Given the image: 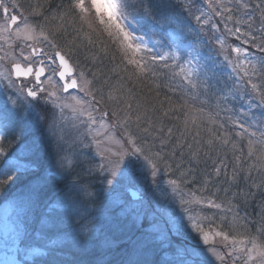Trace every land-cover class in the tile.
Masks as SVG:
<instances>
[{
    "label": "snow or ice",
    "instance_id": "snow-or-ice-1",
    "mask_svg": "<svg viewBox=\"0 0 264 264\" xmlns=\"http://www.w3.org/2000/svg\"><path fill=\"white\" fill-rule=\"evenodd\" d=\"M199 3L200 0H70L64 10L51 18L59 21L53 27L49 23H30L22 12L12 14L21 8L18 0H0V33H6L0 35V129L4 135L13 134L8 148L0 136V201L5 203L0 217V250L15 251V257H0V264H29L25 258L28 254L32 255L31 264H67L57 261L64 247L60 237H70L76 246L86 245L95 233L94 212L100 204L110 202L117 204L120 214L128 219V227L138 233L133 242L137 258L122 264H239L241 260L243 264H264V226L257 229L256 235L247 230L234 232L232 225L240 223V219L233 217L229 223L225 217L219 228L205 230L192 215L180 213L160 223L155 209L114 201L118 184L146 182L149 173L154 194L158 190L157 203L167 197L160 185L166 183L176 192L179 181L164 180L160 173L171 169L167 164L161 167V154L146 151L138 144V138L128 132L133 116L137 128L147 122L148 127L142 131L153 127L149 109L140 111L139 100L134 108L135 94L122 84L119 88L110 87L105 101L102 89L95 87L99 73L73 59L85 47L104 44L106 54L111 48L119 55L129 81L149 75L155 79L159 67L170 71L174 78L179 77L193 98L203 96L210 101L215 97L218 105H238L224 111L237 117L232 124L240 129L238 136L249 137V159L255 156L256 167L264 169V148L257 147L264 145V37L258 42L256 36L239 27L246 24L251 29L252 16L248 20L236 19L233 29L228 27L233 22L232 8L225 6L223 0H203L214 16L224 20L230 36L244 37L242 45L251 44L261 54L229 45L225 37H218L217 55L231 68L228 78L222 81L215 64L210 66L202 59L199 37L188 40L196 31L192 20L200 31L209 25L219 31L212 16L197 6ZM236 3L249 7L241 0ZM32 14L41 16L43 12L34 9ZM260 18L264 22V12ZM71 33L72 40L60 39ZM155 36L161 39H153ZM92 60L94 63L95 57ZM121 65L112 71L117 72ZM72 90H77L76 94ZM106 103L111 108L100 111ZM66 110H70L74 126L84 129L70 142L61 128L68 119ZM192 111L203 114L204 109ZM188 115L185 113L186 127ZM105 118H116L111 128L124 129L127 139L106 131L107 147L101 150L96 126L109 129ZM208 120L213 121V116L209 115ZM192 123H196L195 117ZM168 132L170 135L172 129ZM92 147L97 149L95 153L90 152ZM197 157L198 153L192 154V159ZM53 158L54 164L43 163ZM219 174L217 166L215 175ZM97 178L99 188L95 186ZM209 180L211 177L205 183ZM17 185L13 197H3L5 189ZM125 191L129 189L126 187ZM138 192L139 189L133 193L134 198H138ZM8 199H14V203L9 205ZM189 203L180 201L182 206ZM207 205L217 209L222 206L211 199ZM188 211L185 207L184 212Z\"/></svg>",
    "mask_w": 264,
    "mask_h": 264
},
{
    "label": "trees",
    "instance_id": "trees-1",
    "mask_svg": "<svg viewBox=\"0 0 264 264\" xmlns=\"http://www.w3.org/2000/svg\"><path fill=\"white\" fill-rule=\"evenodd\" d=\"M69 2L70 0L26 1L31 9L38 8L39 6L49 7V5H51L52 7L55 6L57 8L56 12L64 10ZM73 36L74 33H71L67 35V37L61 36L60 39L62 41L65 39L72 40ZM99 46H101V49L99 48ZM104 47L105 45L102 46L101 44L96 47H85L81 49L78 55L74 58L76 60H79L81 62V65H86L92 71L98 72V79L102 78V81H107V83H105L106 85L110 87L118 86L116 88H119L122 84L124 88L131 90V92L135 94L136 97V99L132 101V104L136 105V101L139 100L141 105L144 107V110L149 109L148 116L152 121H154L152 129H155V131H158L159 129L161 130L160 127L162 125L164 128H167L166 126L177 127L176 125L177 123H179V121L182 120V122H184L186 120V112L182 108L188 106L189 104H194L195 107H192V109L188 112L193 113L194 116H196V123L200 128L198 132L199 134L189 136L188 134H186L185 137H182V140L184 139L183 142L178 139L176 140V137L178 136L176 135L177 133L174 129L172 131V136L166 138L169 141L166 148L172 149L173 157L175 159H178L180 164L186 166V163H189V167H192L193 164H195L197 165V167H195V169L197 168V172H205L207 175H211L217 167V164L221 162L222 167L224 169L226 168V170H224V174L220 180L223 184L226 183L228 185V192H231L239 187L247 190L246 185L249 186V192H252L253 189L251 186H253V184H256L258 186V191H264V170L258 167L254 169L257 164V160L254 159V156L251 158V160L255 163L249 165L250 159L248 157V150L246 149L245 145L248 141V137L244 135H237V132H239L237 130V127L232 125V123L230 122V120L236 119L237 117L233 112L224 111V109L232 105H218L214 98H212L210 101H206L205 97L203 96L193 98V96L189 95L190 97L188 98L186 95L181 94L182 92L180 91L179 87H174L173 94L169 93L164 88V86H161V83L159 82L162 80L158 77V81L154 79H146V83L140 82L135 78L129 81L127 79L128 77H125L121 74L120 69L117 72H110V66H114L112 65V61L116 63V60H119V55L111 50V48H109L107 54L105 53V51L100 53L99 51L103 50ZM114 56L115 59L113 58ZM92 57H95L94 63ZM121 77L124 78L123 81L121 80ZM164 79L167 80V78L165 77ZM167 84L168 83L164 80V85L167 86ZM157 85H159V87H157ZM190 106L191 105H189L188 107ZM200 108L204 109L203 114H201L199 111H192L193 109L198 110ZM166 112L167 115H165ZM217 112L219 113V115H215V113ZM209 115L213 116V121L211 122L208 120ZM157 123L161 125L157 126ZM152 129H150L148 135H155V137H157L155 131ZM195 129L198 131V128ZM217 136L220 138L216 139ZM8 138L9 134L5 139ZM162 139L163 137H161V140ZM225 139L228 140L227 144L224 143ZM153 141L156 144V139H150L149 137H146L142 140L141 144L145 146L146 142L151 143ZM209 141H211V143H209ZM173 147L175 148V151L173 150ZM196 150H199V152H196ZM193 153H198V157L196 159H191V161H188L189 158H192ZM240 155L241 160L239 159L238 163L237 157ZM250 167L251 169H249ZM233 175H235L236 179H229ZM97 181L98 178L95 182V186L99 188L100 185ZM245 192L239 193L240 200L246 199ZM111 203L112 202L108 204H100V206L96 209V212H100V214L103 216L95 218V221H97V225L95 226L104 229L105 235L109 237L113 235L112 230L121 231L124 236L125 231L126 233H128L129 231H134L128 227L126 218H123V220H117L118 217L114 216L110 212ZM243 209H239V211H242V213L240 214L241 222L239 223V225H242V228L245 231L247 230L252 235H256L257 229L261 228V225L257 222L252 213H250L248 210ZM118 211H120V209H118ZM116 223H118V225H116ZM113 238L115 239V237ZM105 244H107V242H105ZM114 247H108L105 252V254H107V257L104 259H106L107 262H109V260L111 259L108 254L112 252L119 253L118 251L114 250ZM75 258L78 264H96L100 259H103L101 255H93L92 257V253L88 256L85 252L77 257L75 255L70 259ZM69 260L67 259L65 262L69 263Z\"/></svg>",
    "mask_w": 264,
    "mask_h": 264
},
{
    "label": "rangeland",
    "instance_id": "rangeland-1",
    "mask_svg": "<svg viewBox=\"0 0 264 264\" xmlns=\"http://www.w3.org/2000/svg\"><path fill=\"white\" fill-rule=\"evenodd\" d=\"M26 1L27 0H25V1L24 0H18V3L21 5V8H19V11H18V13H16V15H19V13L22 12L24 14V16L28 17L30 23H49L53 27L59 23L58 20H55V21L51 20V18L58 13V12H56L57 8L55 6L52 7L51 5H49V7L39 6L38 8H34L36 12H43V15H41V16H34L32 14L34 9L33 8L31 9V7H29V5L26 3ZM247 1H249V0H247ZM228 2H230V0L227 1L228 5H225V6L232 8L231 14L233 16V22H229L228 27L234 29L236 27V25L234 24V21L236 19L248 20V16L246 17V16L241 14V11H243V10H241V7L237 5L236 0L232 1L233 3H228ZM201 3L202 2H200L199 4H201ZM201 10L204 11L203 9H201ZM207 13H208V15L212 16V14L210 12H207ZM197 14H199V13H197ZM251 16L253 18L252 22H251L252 23L251 29H249L246 24H241V25H239V27L241 28L242 32H250L252 35L256 36L257 41L259 42L261 37H264V31H261V29L264 28V22L261 21V18H260L261 14L258 17H255L253 15H251ZM212 19H213V22L217 23L219 31L212 30L210 25L207 26L202 31V33H203V35L204 34L207 35L209 43H207L206 40H202V44H206V46L210 45V47L213 49L214 54L216 56H217V52H218V45L215 43V40L221 36L225 37V39L229 45L243 46V47L248 48L251 53H255L257 56L261 55L258 52V50L255 47H253L251 44H243L242 45V40L244 39V37L237 39V37H235V36H230L224 28V20H222L220 17L214 16V18H212ZM225 19H226V17H225ZM2 23H3V21L0 20V25H2ZM0 35H6V33H0ZM214 37H215V39L213 40ZM0 44H3L2 39H0ZM101 45L103 46L104 44H101ZM99 48L101 49V46H99ZM111 50H113V49H111ZM103 51L104 50H100L99 52L101 53ZM0 54H2V53H0ZM73 59L76 60L75 58H73ZM222 61H223V59H222ZM112 62H113L112 65H114V66L113 67L110 66L111 67V68H109L110 72H113L112 69L115 68L117 65H121L120 58H119V60H116V63L114 61H112ZM84 67L88 68L86 65ZM120 70H121V74L123 76L128 77L126 75V72L123 71V65L120 66ZM89 75L91 76V72L89 73ZM101 79H98L96 81L95 87L98 90L102 89L105 101H107V95H108L110 86L106 85L105 82L102 81ZM121 80L123 81L124 78ZM139 81L146 83L145 78H143ZM116 87H118V86H116ZM79 94L83 95L82 93H79ZM0 98H2V97H0ZM99 99H100V92L98 91L97 92V100H99ZM189 105H191V106L188 107ZM189 105L182 108L186 113H189L188 111L191 110L192 107H195L193 103L189 104ZM133 106L135 108V105H133ZM105 107L111 108V105L106 103L105 105L101 106L100 111H103ZM139 110L140 111L144 110V107L142 106ZM95 115L98 117L99 112L95 113ZM66 116L68 117L67 122L62 123L61 128L63 129L65 139L70 142L73 138H75L77 135H79V133L82 132L84 129L82 127L78 128V127L74 126V121L72 119V114H71L70 110H66ZM193 117L196 118V116H194L193 113H189V115H188V127L185 126V121L182 122V120L181 121L178 120L179 123H177V125H176L177 127L166 126L167 128H164L162 125L160 127L162 131L160 129L158 131L157 130L155 131V129L149 128L148 132L150 131V129L155 131L156 136H157V137H155V135L150 136V135H148V132L142 131L143 128L148 127L147 122L141 124L140 127L137 128V126L134 122L135 117L133 116V123H131L128 126V132H130L132 135H134L138 138V141H137L138 144H141L142 140L146 137H149L150 139H153V138L156 139V144L153 141L151 143L146 142L145 146L143 144L142 145L145 147L146 151H150L151 153L159 152L161 154V156L163 158L162 162H161V167L163 168V165L167 164L170 166L171 170L170 171H162L160 173V175L163 177L164 180L177 179L179 181V186H178V190L176 192H173L171 187L168 186L166 183L161 184L160 187L164 188L166 190L167 197L164 200L157 203L158 195H159L158 190H157L156 194H154L153 188H152V177L149 173L148 179L146 182L141 181L139 184L121 182L120 184H118L116 186L115 191L113 192V197H114L115 201H124L126 203L139 204L141 206L146 205L149 210L155 209L156 214H157V220L160 223H163L164 221L168 220L174 213H180V214L185 215V216H187L189 214L192 215L194 219H196L199 223L202 224V226L205 228V230H208L210 227L211 228H219L222 225L221 223H222L223 215H225L226 213L228 215V210L226 209L227 205H226V203H220V201L214 200L215 198L213 199V198L205 195V187H206L205 180L207 179V176H206L207 174L205 172L204 173H201V172L197 173V168L195 169V167H197V165H195V164H193L192 167L191 166L189 167V163H186V166H183V164H180L178 159H175L173 157L172 149L166 148L167 144L169 143L168 139H166V138L169 136H172V133H173L172 132L169 135V132H168L169 128H171L172 131L175 129V131L177 133L176 135L178 136V137H176V140L178 139V140H181L183 142H184V139L182 140V137H185L186 134H188V136L189 135H197L200 128L198 127L199 125L197 123H195V124L192 123ZM97 119H99V118H97ZM115 119L116 118H112V119L105 118L106 123L109 125V129H101V128H99V125L96 126V131H99V133H100L99 136H96V139L101 141V145H100L101 150L103 148L107 147V143L105 141V132L106 131L111 130L113 135H116L125 141L127 139V137L125 135H123L124 129L119 128V126H117V128H115V129L111 128V125L113 124ZM220 119H222V118H220ZM230 122L232 123V120H230ZM152 123L154 125V121H152ZM160 125H159V123H157V126H160ZM195 128H198V131ZM158 134H161V135H158ZM93 135H95V131L93 132ZM161 137H163L162 140L165 141V143H163V144L161 143ZM247 147L249 148V145H247ZM173 150L175 151L174 147H173ZM96 151H97V149L95 147H92L90 149L91 153H95ZM196 152H199V150H196ZM190 156H191V154H190ZM238 157L241 160V155ZM97 158L99 160V157H97ZM191 159L192 158H189L188 161H191ZM46 163L54 164L55 159H52V161H47ZM182 173H185V175L182 176L181 175ZM219 177H220V174H219ZM219 177H217V178H219ZM217 181L218 180H216V182ZM126 187L132 188L136 191H137V189H139V192H138L139 195L141 194L142 196H146V198L142 199L141 201H136V202L130 201V199L127 196V193L125 191ZM193 193H194V196H193ZM181 199H184L186 201H191V203H189L185 206H182L180 204ZM210 199L215 201L216 203L221 204L222 205L221 208L217 209V208L208 207L207 201ZM197 200H199L200 202L197 203L196 202ZM185 207H187L189 209V211L187 213L184 212ZM145 225H147V220H145ZM0 230H2V227ZM233 231L234 232H241V233L245 232V230L243 228H237V226L235 228H233ZM192 234L195 235V233H192ZM217 243L218 244L220 243V238H217ZM131 251L134 254H130L129 259H136L137 256L134 252V249H132ZM6 255L7 254H5V253H0V257L6 256ZM57 261H59L58 256H57ZM229 264H231V261H229ZM239 264H243V261L241 260L239 262Z\"/></svg>",
    "mask_w": 264,
    "mask_h": 264
},
{
    "label": "bare ground",
    "instance_id": "bare-ground-1",
    "mask_svg": "<svg viewBox=\"0 0 264 264\" xmlns=\"http://www.w3.org/2000/svg\"><path fill=\"white\" fill-rule=\"evenodd\" d=\"M220 203H229L231 205V211L234 208L243 209L245 207H252V205L244 200L234 199L233 197L222 195L219 197ZM227 210L229 207L226 208ZM229 211V210H228Z\"/></svg>",
    "mask_w": 264,
    "mask_h": 264
}]
</instances>
